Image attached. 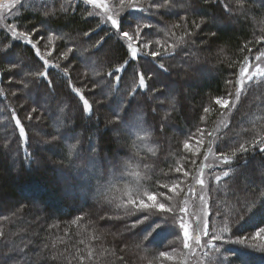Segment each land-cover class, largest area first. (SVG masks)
<instances>
[{"label":"trees","instance_id":"16d2710c","mask_svg":"<svg viewBox=\"0 0 264 264\" xmlns=\"http://www.w3.org/2000/svg\"><path fill=\"white\" fill-rule=\"evenodd\" d=\"M175 2L178 6L171 10H148L151 0H138L136 8H129L119 18L121 27L127 30L129 26L134 27L136 22L151 25L147 27V36L142 35L145 40L148 39L144 40L146 43L161 40V43L170 45L179 37H184L186 41L170 58H177L181 64L175 59L164 62L167 70H173V74L167 71L169 93L161 98L157 106L160 108L159 114L155 117L151 116V109L156 106L152 101H145L143 94L147 90L161 95L167 85L158 83L155 74H148L149 70L145 65L142 68L136 65L137 68L133 70L134 62L130 60L125 71L127 74L122 75L118 85L114 78L107 76L109 71L119 67L129 57L127 45L115 39L116 31L111 24L101 23L100 18L89 16L88 8L81 7H65V10L55 11L50 15L23 10L14 18L15 23L25 30H40L44 36L51 32L59 38V48H56L52 57L54 60L59 57L60 64L67 73L62 75L60 72H52L46 79L24 75L30 80L34 79L41 87V93L48 94V89L51 88L56 97V101L49 105L48 113L35 104V108L45 117V123L33 119L29 122L42 124L47 129V136H51L49 129H52L55 134L67 138L69 145L76 143L77 138L81 140V144L73 152L76 156L79 153L77 163L71 162L69 151L62 142L50 144L60 153L55 157L57 160H49L34 145L40 141L26 124V105L19 107L22 102L17 98L15 110L11 108L10 113L5 111L4 114L2 109L0 121L4 122V129L12 133L14 142L5 146L0 142V156L3 154L14 157L15 168L6 169L7 166L0 159V231L4 233L0 236V264H79L73 257L77 252L87 256L89 250L93 255L90 259H85L83 264H168L169 261L162 262L158 254L161 251L182 250L181 240V247L177 245L178 229L171 223H162L161 215L152 216L143 224L132 228L135 220L142 217L136 211L129 214L127 206L122 204L120 189L124 184L134 185L142 180L140 184L144 189L160 193L162 186L175 174H172L174 161L178 160L189 170L188 188L195 185L196 180L206 178V174L210 175L209 181H216L210 187L209 209L220 223L217 228L209 226V231H215L222 239L215 242L220 253L212 252L211 257L220 260L227 257L226 264H264V250L246 245L251 243L249 240L245 244L236 241L238 237H249L258 228L264 227V200H260L264 184L257 183L258 177L264 178V152L259 148L253 151L249 145V151L238 153L229 165L215 168V171L204 170L202 166L204 153L210 148L207 144L212 141V137H216V151H223L230 156L232 147L238 143L251 141L253 135H264V84L260 82L261 78L257 77L251 82L246 80L247 87L240 91L239 98L236 95L240 87L237 82L238 70L244 57H250L255 50L264 48L255 43L260 35H264V0ZM225 3L232 5L233 10L237 11L231 22L225 14L228 13ZM186 5L192 6L193 10L187 11ZM176 8L181 9L174 11ZM141 12L145 15L139 16L138 13ZM192 21L200 23L201 28L196 29ZM174 24H180L181 27L173 28ZM169 30L174 35H170ZM85 32L89 33L87 37L84 36ZM185 32H190L191 36H185ZM101 37L104 39L97 46L96 42ZM74 38H84L85 41L77 44L73 41ZM8 45L5 55L10 52V56L15 59L27 57L32 61L28 64L30 70L27 73L37 72L34 69L40 71L41 65L29 46H22L15 41ZM149 47L152 48V45ZM78 48L89 49L82 60L76 56ZM105 48L108 49L103 54L104 62L98 69L99 76L95 74L97 70L86 68V65H93L97 51L103 52ZM69 49L74 54L65 57L64 50ZM153 50H160V45H155ZM12 63L14 62L8 65L11 66ZM3 65L0 59V70ZM6 68L7 66L3 70ZM199 68L202 71L199 72ZM137 72L145 74L150 87L144 89L145 92L140 89L134 97H126L124 92L130 91L134 81L138 79ZM149 76L152 77L151 80H148ZM197 77L201 78V82L197 81ZM49 80L52 81L51 85L48 84ZM229 80L233 83L228 84ZM76 82L85 90L84 95L90 103L94 100L102 101V106L93 103L94 113L90 119L88 114H81L82 101H79L73 91ZM15 83L12 79H4L3 88L10 94L9 96L5 92L4 99L12 102ZM101 85L107 92L100 91L103 88ZM117 87L121 90L120 94H110ZM179 88H183V91L180 92ZM34 95L36 93L31 90L28 96L30 103L33 102L31 100ZM113 98L117 99L118 105L109 104ZM218 98L228 101L231 99L230 115L225 114L228 108L216 103ZM205 108L208 109L207 112L204 111ZM61 109L65 115L56 118V111ZM12 113H15V118L22 119L27 139L19 136V126L15 125ZM114 113L119 114L124 123L118 122V126L114 127L110 123L114 119ZM131 113L145 121V127L139 132L128 131L117 138L111 136L110 130L122 128ZM227 116L229 117L226 118ZM149 122L156 130L149 128ZM57 123L64 126L58 128ZM219 123L221 124L218 125ZM197 129L200 131L197 132ZM143 130L147 133L146 138L141 137L140 132ZM189 135L191 137L186 139ZM165 136L171 142L166 155L160 144H153L164 140ZM32 140L33 143L30 142ZM118 140L122 142H116ZM185 140H202L207 143L192 159L188 149L182 144ZM142 141L146 142V149L140 146ZM118 143L125 145V149H118ZM133 143L137 145L134 146ZM92 148L96 149L95 154H92ZM127 151L129 158L126 168L119 167L112 171L114 180L106 184L109 171L115 169L112 159L116 155L122 157ZM91 154L97 166L94 165L99 170V174L94 176L91 168L82 164ZM150 157L160 159L153 162ZM40 161L43 167L36 165ZM52 167L66 176L62 185L67 191H73L71 197L65 195L62 185H54V180H51ZM224 171L229 173L227 177L223 175ZM126 173L133 177V182H126ZM215 173H218L220 180L213 179ZM10 201L16 202L13 207L8 205ZM37 201L43 207L33 213V206ZM30 208L32 212L29 211ZM222 220L229 222V232L222 231ZM147 234L148 239L145 240ZM209 259L203 256V263L208 264ZM212 264H215V259Z\"/></svg>","mask_w":264,"mask_h":264},{"label":"rangeland","instance_id":"374dc122","mask_svg":"<svg viewBox=\"0 0 264 264\" xmlns=\"http://www.w3.org/2000/svg\"><path fill=\"white\" fill-rule=\"evenodd\" d=\"M255 1H259V0H255ZM4 2L6 3L7 0H4ZM105 3H107L108 8L112 10L111 12H109V14L115 15L118 12L119 13V17L118 18H121L122 15L124 13H126V11L129 9V8L126 7L123 10H121L119 7H117L118 0H105ZM186 6H187V11L193 10L192 6H189V5H186ZM186 6H185V9H186ZM65 7H72L73 9H75L76 7H81L83 9L84 8L85 9L88 8V10H87L88 14L89 13H95L94 15H89V16L100 18L101 23H104V20L106 19L105 15H104V13H105V9L104 8H97V7L93 6V5L86 4L84 2V0H21V3L19 5H17V7L11 11V14L7 15L6 19L3 22H0V23H7V24H10V25H18V24L15 23L14 18H16L19 14H21V12H23V10L40 11V12H43V14H45V15H50V14H53L55 11H63V10H65ZM180 9L181 8H176L174 11H178ZM0 11H6V10H0ZM225 14H226V16H228V19L231 22V21H233V17L235 15H237V11H235V10H233L232 12L228 11V13H225ZM138 15L142 16V15H145V14H144V12H141V13H138ZM106 24H108V23H106ZM18 30L19 31H28V30H25L23 27H20V26L18 27ZM124 30H127V29L124 27ZM154 30L157 31L158 29H154ZM115 31H116L115 39L116 40H121L127 45V40L120 35L119 30L115 29ZM148 31H149L148 28L147 29H142V35L146 34V36H147V34H148L147 32ZM31 35H32L33 43L37 44V47H39V49H40L41 55H43L46 59L49 60L51 67L49 65H44L43 64V61H41L40 57L36 55L35 49L32 47V45H29L25 40H16V39L12 38L11 34L7 31V29L6 28H2V27H0V49H3L4 42L10 44L12 41H15V43H19L22 46H29V48L33 52V55H34L36 61H38L40 63V65H41V68L39 70L40 71H47L48 72V75H47L48 78H49V74L52 73V72H60L62 75H63V73L67 74L66 73V69H63V65L60 64L59 57H57L58 59L55 57L56 60H54L53 57H52V55L55 54L56 48H59V46L57 45V40L59 38H57V36L53 35L51 32H49L47 35L44 36L43 34H41L40 30H35V29L32 30ZM49 37H51V40H49ZM77 39L78 38H74V40H73L77 44L80 43V42H84L85 41L84 38L80 39V40L79 39L77 40ZM141 39L143 41L145 40L144 37H142V36H141ZM146 40L148 41V39H146ZM145 41H144V43H146ZM155 41H157V40H155ZM159 41H161V40H159ZM163 43H165V42H163ZM140 47L143 48V44H141ZM152 48L154 49L155 46H152ZM152 48H150V47L145 48L144 51L145 52L152 51L153 50ZM107 49L108 48H105L103 52L100 51V50L97 51V53H96L97 54L96 61H94L93 65H90V64L86 65V68L88 67V68H91L94 71L95 70L98 71V69L100 67H102V63L104 62L103 54H105L107 52L106 51ZM88 50H84V49L78 48V53H77L76 56L80 60H82V56L83 55L85 56V54L89 52ZM6 51H7V49H4L0 53V59L3 62V64H4L3 67L1 66L2 69L0 70V114H2V109L4 110V114H5V111L6 112L8 111L10 113L11 108H13L15 110L16 106L18 104V103L16 104L17 98H18V100H20V102H22L19 105V107L22 108V106L26 105L25 108L27 109L26 112H28V114L30 112H32V109H36L35 108V104L38 105L42 111H45V112L48 113L50 111L49 110V105L51 103L53 104L56 101V97L53 96L52 89L51 88L48 89V94L41 93V87H39V85L35 83L34 79L30 80L29 78L24 76V75H26L28 70H30V67L28 66V64L31 63L32 61H29V59L27 57L25 59L21 58V57H20L21 59L20 58H16L15 59V57L10 56V52H7V54L5 55ZM260 51H264V48L260 49ZM64 52L67 53L68 56L72 53L71 51L69 52V50L68 51L64 50ZM128 52H129V50H128ZM72 54H74V53H72ZM173 54H171L170 56H164V57H161V58H153V57H150V56H147V55H144L143 53H141V55L136 60H132L130 56L127 58L129 61L132 60L134 62L133 63V65H134L133 70H135L137 68V66H140V68H142L141 66L145 65L148 68V70H149L148 74H151L152 76H154V74H155V76H157V82L158 83H160V84L165 83L167 85L165 90L163 88V94H161V95H158V93H149L147 90H146L147 93L143 94L144 99H146L145 101H148V102L152 101L153 104L156 106V107L151 109V116L152 117H155V116H157L159 114V109L160 108L159 107L157 108V106H158L159 102H161V98L166 97L168 95V93H169V91H168L169 88H167V87H168V84H170V82H168V78L166 77L167 76L166 75L167 71H169V69L167 71H165L163 69L159 70V64L160 63L164 64V62L166 60L167 61H171V60L175 59V58L170 59L173 56ZM258 54H259V52L256 51V50L252 54H250L251 56L249 57V60L251 61L252 64L256 63L254 58ZM176 59H175V61L178 64H181V63H179V60H176ZM12 61L14 63H18L20 65V69L17 72L16 76L12 75V74H9L6 71L10 67V65H8V64L10 62H12ZM57 65H58V67H57ZM5 66H7V68H6V70H3L5 68ZM34 68H35V66L31 67V69H34ZM165 68L167 69V67H165ZM187 69L188 68L186 66V70ZM192 69H194V71H196V69L194 67H192ZM33 71H38V70L34 69ZM200 71H202V70L199 68V72ZM238 72H239V70H238ZM171 73L173 74V70L169 71V74H171ZM95 74L99 75V71L97 73H95ZM119 75H121V73H119ZM169 76H171V75H169ZM41 78H45L46 79V77H41ZM4 79H12V81L16 82L14 84V86H13V90L14 91L12 93V96H13L12 102L7 100L6 98L5 99L3 98V95H4L5 92H7V94L10 96L9 92L5 91L4 88H3ZM196 79H197L198 82H201V78L197 77ZM21 81H23V84H26L27 87H23V85L21 84ZM77 83L78 82H76L75 86L73 85V89L74 88H79L81 90V92L84 93L85 90L83 88H81L79 86V84H77ZM8 88L9 87H7V89ZM179 89H180L179 90L180 92L183 91V88H179ZM31 90L34 93H36V95H34L33 99L31 100V101H33L32 103H30V99L28 97ZM170 90H171V88H170ZM100 91L102 93H105V91L107 92V90L104 88V86H103V88ZM141 91L145 92L144 89H141ZM176 93H177V91H176ZM84 94L86 95V92ZM74 98H77V97L74 96ZM60 100H61V98H59L58 102H60ZM109 101H110V99H109ZM236 101L237 100H235V104H236ZM229 102L231 103V99L229 100ZM109 104L110 105H112V104L118 105L117 104V99L113 98L110 101ZM123 105H121L120 108H122ZM231 107L232 106L227 107L228 109L226 110L225 114L230 115V111L232 110ZM56 113H57L56 114V118L65 115V113L63 111H61V110L60 111H56ZM32 116H33V120L41 121V123H45V119H44L45 117L41 114V112L38 111V109H36L35 112H32ZM228 117L229 116H227L226 118H228ZM0 120H2L1 117H0ZM20 120L22 122V119H20ZM127 121L128 122L126 124H124L122 128H113V129H111L109 134L111 136L117 138L120 135H125V133H128V131H130V132L131 131L132 132H139L140 130H142L145 127L144 126L145 121H141V119L136 117V114H134V113H131L128 116ZM26 124H28L29 128L31 129L29 131L31 133H33V134H36L37 138L40 141V142L34 143V145L39 150V152L44 153L45 156L49 158V160H52V159L53 160H57V159H55V157H58V154L60 153V151L59 150L56 151L55 146L54 145H52V146L50 145L52 143H43L42 142V141H44V139H49L50 138V136H47V131H46L47 129L46 128L44 129L42 124L41 125H38V124L36 125V123L29 122V120L26 121ZM220 124L221 123H219L218 125H220ZM57 125H58V128L59 127L62 128L64 126V124H60V123L59 124L57 123ZM148 126H149V128H153L152 131L156 130L151 122H149ZM4 128H5L4 122L0 121V142H1V144L3 142V146L7 145L9 142H14L13 141L14 136L12 135V133L9 132V130H6ZM140 133H142V135H141L142 138H146L144 130L141 131ZM49 134L50 135H54L55 133L52 131V129H49ZM190 137H191V135L186 137V139H189ZM143 140L145 141V139H143ZM33 141L34 140H32L30 142L33 143ZM67 141H68L67 138H62L58 142H62V144L65 146L66 150L69 151V146L70 145L68 144ZM93 141L94 140L92 139V142H91L92 144H93ZM200 141L201 140H198V142L188 141V143L192 146L191 149H188L189 156L192 157V159L196 156L197 152L201 149V147L204 144L207 143V142L200 143ZM215 141H216V137H212V141L208 142V144H207V146H210V148H207L205 153H204V160H203V165H202L204 170L213 169V171H215V168H220L222 166L223 167L226 166V165H221V166L217 167V157L219 156L220 152L216 151V143H215ZM116 142H122V141L118 140ZM54 143H56V142H54ZM157 143L161 145L162 152H164V154L166 155L167 154V150H168L171 142H168V138H166V136H165L164 140L161 139V140L156 141L155 143L153 142V144H155V145H157ZM133 144H134V146L137 145L135 143H133ZM140 144H141L140 146L142 148H145V149L147 148L146 147V142L142 141V142H140ZM182 144L184 145V141L182 142ZM124 146L125 145L118 143L117 148L118 149L119 148L125 149ZM128 154H129V152L127 151V152H124V155L122 157H119L117 155L114 156L112 161H113V163L115 165V169H111L109 171L110 175H108L106 177V184H109V183H111L114 180V177L111 174L112 171H114L116 169H119V167L120 168H126V166H127L126 164L128 163L127 161H128V158H129ZM73 155L70 156L71 157V162L77 163L78 156H76V155L73 156ZM0 159H1V163L4 162L5 165L7 166L6 169L13 170L15 168V158L14 157L4 156L3 154H1ZM94 159L95 158L91 154V156H88L82 163L83 165H87V166H89L91 168L93 176L99 174V170L96 168L97 164L94 162ZM104 159L107 160L106 157ZM150 159H151V161L156 162V161H159L160 158H158V157H150ZM174 162H175V166L173 168L172 174L173 173H175V174L172 176L170 181L168 183H166L169 186L168 189H165L162 186L161 192H164L165 196L171 195L173 197V199L168 202L169 206H171L175 210L179 211V208L177 207V204L179 203V206L184 207L186 209V212L184 214V218L188 222V224L190 225V227H189V238H191V235H192V227L191 226L193 225L194 221L196 219H198L199 217H203L205 220H208L209 226H213V227L217 228V225H219V223H220L219 219H217L216 216H213L211 210L209 209L210 187H211V184L213 182L215 184L216 181H209L208 179L210 178V175L206 174V178H204V177L202 178L201 177L204 180V182H205L203 187L199 184V182H198L199 180H196V184L193 185V186L190 185V187L188 188V181L190 179L189 170L186 169L183 166V164H181L180 160L174 161ZM36 165H39L40 167H43L41 161L36 163ZM176 166L180 167L182 169V171L180 173H176L175 172V169L177 168ZM140 167L144 168L143 166H140ZM51 170H52V173H53V177H51V180H54L53 181L55 183L54 185L55 186L57 184L62 185L63 181H66V176L63 173H61L59 170H55L53 167H52ZM51 170H49V171H51ZM184 172H187L188 175L185 176ZM145 175L147 176V172H145ZM216 175H218V173H215L214 176H216ZM139 176H140L141 179H143V176H142L141 173H139ZM124 177L126 179V182H129L130 180L133 179V177L129 173L128 174L127 173L124 174ZM257 180H258V182H257L258 184H264V178L258 177ZM132 182H133V180H132ZM140 182L139 183L137 182L134 185H130V184L122 185L121 189H120V195H122L123 199L127 198L128 196H132V198H134V199L144 198L145 202H147L146 194L149 193V191H147V189H144V187L141 186ZM174 183L178 184L179 187L177 189V192L172 193V192H170V189H171V187H172V185ZM230 185H232V184H230ZM62 191H64L66 196H70L71 197L74 194L73 191H71V192L67 191L64 188L63 185H62ZM155 194L157 195V199L158 200H160L161 202H165L163 199H161V197L159 195V192L155 193ZM24 195H27V194L24 193ZM201 196L204 197L203 200L200 199ZM122 202H123V200H122ZM15 203H16L15 201H10V203L8 205L13 207V205H15ZM41 207H43V206H39L38 205V201L35 202L34 206H33V211H34L33 213H35L36 211H39L41 209ZM127 208L129 209V214H132V213H134L136 211V209L134 207H132V206H127ZM29 211L32 212V209L30 208ZM212 217H213V219H211ZM180 235L182 237V232H180ZM181 244L183 245L182 239H181ZM181 244L179 243V240H178L177 241V245H179L181 247ZM147 247H150V246L147 245ZM181 251L182 250H180V252L178 250H175V252L171 251V253L174 256H177V259L179 261H183L185 259V257L180 254ZM201 253H202V249L196 250V255H195V257H192V258L189 259V264H204L203 263V256L201 255ZM158 256H159V254H158ZM167 263L168 264H173V262H171V261H169Z\"/></svg>","mask_w":264,"mask_h":264},{"label":"snow or ice","instance_id":"6c2138e0","mask_svg":"<svg viewBox=\"0 0 264 264\" xmlns=\"http://www.w3.org/2000/svg\"><path fill=\"white\" fill-rule=\"evenodd\" d=\"M86 4L93 5L97 8H104L105 9V17L104 23H110L114 29L119 30L120 35L127 40V49L129 52L127 55L131 57L132 60L138 59V57L143 53L144 55L153 57V58H161L164 56H170L171 54L175 53L181 45H183L186 41L184 37H179L175 41H173L172 44L161 43V41H149L148 43H144V41L141 39L142 36V29L151 27V25H142L140 22H136L135 26H129L128 30H124V28L121 27L119 22V13L117 12L115 15L109 14L112 10L108 8L107 3H105V0H84ZM21 3V0H7L5 3L4 0H0V10H6V11H0V22H3L6 19V16L11 14V11L17 7ZM138 4V0H118V5L121 10L124 8H136ZM178 5L176 4L175 0H151V3L147 6L148 10H160V9H167L171 10ZM224 7L229 11H233L232 5L225 3ZM241 10H243V6L241 7ZM95 13H89V15H94ZM185 19V18H181ZM192 25L196 29H200L201 25L200 23H196L195 21H192ZM0 27L6 28L7 31L11 34V37L16 40H25L29 45H32V47L35 49V53L37 56L40 57L41 61H43L44 65H50V62L48 59H46L43 55H41L39 47H37V44L33 43L31 31H19L18 25H10L7 23H0ZM181 27L180 24H174L173 28H179ZM170 35H174V33H171V30H169ZM89 33L85 32L84 36L87 37ZM185 36H191L190 32H185ZM214 35V34H213ZM104 37H101L100 40H98L97 46L103 41ZM49 40H51V37H49ZM255 43L260 44L264 46V35H260L258 39L255 41ZM143 44V48L140 47V45ZM150 45H160V50H152L145 52L144 49L148 48ZM9 45L4 44L3 49H0V51H3L4 49H8ZM72 51L69 49V52ZM248 51H251V49H248ZM258 55L255 56V64H252L249 60V57H244L243 62L240 66L239 73L237 75V82L239 84V88L237 90V98H239L240 91H242L244 88L247 87L245 84V81L251 82L253 79L259 77L260 82L264 84V51H260ZM65 57H67V53L64 54ZM130 61L128 59H125L123 63L113 69L112 71H109L107 73V76L109 78H114L117 85L122 80V75L125 73L127 67L129 66ZM58 67V65H57ZM159 68L167 71L165 68V65L163 63L159 64ZM20 69V65L18 63H12L11 66L6 70L9 74L16 75L17 72ZM116 73H121V75H117ZM26 75H32L37 78L40 77H47L48 72L47 71H37L34 73H26ZM137 80L134 81L133 85L131 86L130 91H125L124 95L126 97H134L137 92L140 91V89H149L150 85L146 81L145 74L143 72H137L136 73ZM152 77L149 76L148 80H151ZM228 84H232L233 81L229 80L227 81ZM21 84L23 87H27L26 84H23V81H21ZM48 84L51 85L52 81L49 80ZM103 87V85H101ZM73 91L77 94L79 101H82V107H81V114H88V118H91V115L94 113L93 109V103L102 106V101L94 100L92 103L89 102L87 98H85L84 93L81 92L79 88H74ZM120 89L117 87L115 89H112L110 94H120ZM217 104L223 105L225 108L230 107V102L228 100H216ZM36 109H32V112H35ZM63 111V109H61ZM122 111L125 112V109H122ZM205 112L208 111L207 108L204 109ZM32 112H30L25 119L31 121L33 119ZM13 118H15V113L11 114ZM114 119L110 121V123L113 124V126H118V122L120 124L124 123V120L119 114L114 113ZM15 125L19 126V136L24 137L27 139L25 127L23 126L21 120L19 118H15ZM227 127V126H226ZM200 129H197V132H199ZM147 135V133H145ZM60 134H54L51 135L49 139H45L42 141L43 143H54L61 140ZM200 143H203L201 140ZM81 144V140L79 138L76 139V143L71 144L69 146V152L68 155L71 156L73 152H76L77 145ZM249 145L251 146V149L254 151L257 148L261 152H264V147H261V145H264V135L256 136L253 135V139L251 141H245L244 143H238L236 146L232 147L231 155L225 154L223 151L219 153V156L217 157V167L221 165H229L231 160L237 157V154H244L249 151ZM191 145L188 143L187 140L184 141V148L185 149H191ZM92 154L96 153V149H91ZM77 156H79V153H76ZM182 169L180 167H177L175 169L176 173H180ZM264 174V173H262ZM135 175V173H134ZM184 175L187 176L188 173L184 172ZM223 175L227 177L229 173L227 171L223 172ZM215 180H220V176L216 175L213 177ZM199 184L203 187L205 182L203 179H199ZM168 185H163V188L168 189ZM179 185L174 183L170 189V192L175 193L177 192ZM161 199H163L165 202H161L157 199V195L155 193L149 192L146 194L147 202H145L144 198L140 199H134L132 196H128L127 198L123 199V206H132L136 209V213L139 214V217L135 220V222L131 225L132 228H136L137 225L143 224L145 221L149 220L152 216L161 215L162 216V223H171L176 226L178 229L177 233V239L181 240L183 242V247L181 251V255L185 257L183 261H179L177 259V256H174L169 251H161L159 252V259L163 262L164 260L175 262V264H189V259L192 257H195L196 250L203 249L204 251L201 253L204 257H209L208 264H212V260L215 259V264H226L227 257L224 258V260H220L218 258L211 257V253H220V249L216 247L217 241H220L222 239V236L217 234L215 231H209V222L208 220H205L203 217H199L196 219L193 223L192 227V235L191 238H189V227L190 225L184 218V214L186 212V209L184 207L179 206V203L177 204V207L179 208V211L175 210L173 207L169 206V201L173 199L171 195L165 196L164 192L159 193ZM201 200L204 199L203 196L200 197ZM260 200H264V192L260 193ZM121 205H118V207ZM217 215H220V213H216ZM223 232H229L231 230V226L227 220H222ZM159 227V225H157ZM182 232V237L179 234ZM150 234V233H149ZM147 234L144 239H148ZM3 231H0V236H3ZM249 240L251 243L246 244L255 248H259L260 250H264V227L258 228L254 233L250 234L249 237H238L237 242L245 244V241ZM175 252V249L172 250ZM93 253L91 250L88 251L87 256L80 254L77 252V254L73 257L76 259L79 264H83L85 259H90L92 257ZM55 259V257H53ZM123 259V258H121ZM151 264V262H149Z\"/></svg>","mask_w":264,"mask_h":264}]
</instances>
